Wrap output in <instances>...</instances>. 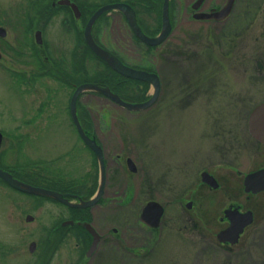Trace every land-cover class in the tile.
Returning <instances> with one entry per match:
<instances>
[{
	"label": "rangeland",
	"instance_id": "1",
	"mask_svg": "<svg viewBox=\"0 0 264 264\" xmlns=\"http://www.w3.org/2000/svg\"><path fill=\"white\" fill-rule=\"evenodd\" d=\"M178 1L173 0L174 5ZM90 2L99 6L103 0ZM259 3L264 9V0H239L236 11L227 20L234 24L212 30L218 36L213 42L215 45L208 42L216 38L210 35L209 27L192 23L190 29L183 30L180 27L187 25V18L177 14L171 20L172 37L158 47L146 46L134 36L126 19L118 15L119 11L114 12L118 15L114 22L101 18L94 24L95 37L104 48L117 51L126 64L153 70L161 77L159 100L140 112L127 110L99 92L86 91L78 101L77 113L83 127L94 131L113 155L133 154L140 168L135 181L121 172L118 184L120 191L127 193L133 185L136 187L132 199L122 200L120 211L126 264H264V193L248 200L242 188L244 176L264 165V147L250 135L248 127L250 112L264 101V22L237 24L251 21ZM44 6L45 0H0V26L8 31L0 45L4 52L0 58V131L5 138L0 154L6 152L0 169L35 187L56 192L72 188L86 196L89 188L82 185L76 188L73 184L81 183V175L95 160L72 121L68 93L74 87L67 82L65 74L73 72L74 64L82 66L90 75L100 71L103 65L84 47L82 32L71 31L60 16L49 23ZM35 12L40 25L46 21L48 50L52 46L57 50L63 96L61 102L58 100L59 105L51 102L49 106L50 120L57 123L51 132L52 138L45 143L14 145L12 118L25 105L20 93L23 83L18 84L12 78L26 67L20 62V53L14 56L17 60L13 62L12 53L6 51L13 47L24 50L28 57L35 56L36 45L28 35L33 36L36 29L33 23L26 26ZM249 13L250 17L246 15ZM160 21V16L154 14L140 20L149 36L158 32ZM244 40L249 45L239 51ZM75 73L74 82L79 76L84 77V71ZM153 92L152 85L145 91L141 84L131 82L123 88V95L132 102L145 101ZM83 110L88 113L87 117L93 118V127L91 123H82L86 119ZM202 170H209L232 187L229 190L223 187L211 197L206 194L200 209L187 211L185 207L171 206L180 197L195 191ZM142 172L150 174L152 190L164 191L155 194L158 199L163 204L171 202L163 228L154 235L153 252L150 248L145 251L140 248L151 242L153 235L139 218L147 200ZM128 185L132 186L127 188ZM234 199L254 208L256 217L246 233V246L243 243L229 255L216 250L212 233L223 225L212 223L209 218L214 212L219 221L223 209ZM102 206H94L90 212L96 226L101 228L106 225L104 217L115 216ZM68 214V208L55 200L14 191L0 182V264L66 262L71 256L69 251H57L54 243L42 252L40 247L42 237L52 233L57 218ZM29 215L34 219L26 221ZM180 218L184 222L180 223ZM194 221L202 227L194 226ZM49 240L52 239L45 242ZM31 242L38 245L34 253L29 251ZM111 262L115 264L105 253L93 264Z\"/></svg>",
	"mask_w": 264,
	"mask_h": 264
},
{
	"label": "flooded vegetation",
	"instance_id": "2",
	"mask_svg": "<svg viewBox=\"0 0 264 264\" xmlns=\"http://www.w3.org/2000/svg\"><path fill=\"white\" fill-rule=\"evenodd\" d=\"M60 1L62 0H45V6H44V12L45 15H47L49 23L54 22L56 19L55 17L60 16L63 17V22L67 25V27L71 31H77L79 33L82 32V38H83V45L84 47L88 48L86 45V41L84 38V32L86 29V25L89 21V19L92 17L93 13L88 15L89 11L92 9V4L90 0H68L71 3H74L78 9H79V15L75 12L73 6L71 5H64L61 4ZM117 2L121 3H127L131 5V7L134 9L135 14L137 15V21L139 25L142 27V30L144 31V26L141 24L140 20L142 18H145L146 15L154 14V16L159 15L161 18L160 21V27L158 29V32L156 34H153V36H158V33L162 29V17H163V8H164V0H103L102 3H100V7H103L104 5L114 4ZM239 0H179L176 5H174L173 0H170V6H169V13L171 14V20L173 17V14H177L179 16H182L184 18H187V25L185 26L182 24L180 27L181 29H190V24L195 23L196 25H201V27H209L210 35L215 36V39L208 40L211 45H215L214 40L218 39L217 32L214 33L212 30H215L217 28H221L222 25H232L234 23H229L227 20H229L232 17V14L236 11V6L238 5ZM231 6V13L227 17H221V18H215L211 16V18L205 17V15H211L216 14L218 12H221L222 9L227 8ZM90 7V8H89ZM264 10L263 7H261L260 3L256 6V11L254 12L251 21H242L238 22L237 24H243V23H254V22H264V13H262L259 9ZM175 9V11H174ZM261 15V18L258 14ZM117 10L106 12L102 15V20H106V22H114V20L117 19L118 15H121L123 19H126V15H123L122 13L118 12V15H114V12ZM94 12V11H93ZM174 12V13H172ZM248 17L251 16V14H246ZM100 18V19H101ZM28 20V19H27ZM127 22V19H126ZM31 23H33L35 30L34 35L29 33L28 36L31 37V43H35V50L36 54L35 56L28 57L26 52L24 50L19 51L13 47H10V49L6 52L12 53L10 55V59L13 60V62H16L14 56H19L20 53V62L25 65L26 69H24V72H20L16 77L13 76L12 79H14L18 84L19 82H22L23 88L21 87L20 93L23 96L24 99V109L23 111H20L21 113H15L12 118V127H13V135H12V141L14 145H31L34 142L37 143H45V140H49L52 138L51 132L52 130H55L56 124L52 122L53 120H50V114L48 112L50 103L53 102L56 105H59L60 103L58 100H62L63 92H62V72L60 71L58 60H57V50L55 46L51 47L50 50H48V39H47V33L45 27H46V21H42L40 25V18H38V13L35 12L32 17L29 19V21L26 23V26H29ZM172 23V22H171ZM38 24V26H37ZM128 24V22H127ZM195 25V26H196ZM24 25L22 28L26 27ZM188 26V27H187ZM174 28V24H173ZM26 28H24L25 30ZM218 30V29H217ZM38 32H41L40 40L42 43H38L35 39V36ZM145 33V31H144ZM134 34V33H133ZM216 34V35H215ZM25 35V36H27ZM173 35V29L171 30V33L169 37L165 40L168 41ZM96 35L94 34L93 29V37ZM81 38V37H80ZM81 38V39H82ZM211 38V37H210ZM4 38L0 37V45L3 42ZM96 42L102 46V42L100 43L99 39L95 37ZM248 41H243V47L242 49H239V51H242L248 47ZM13 48V49H11ZM104 48V47H103ZM106 48V47H105ZM89 49V48H88ZM108 49V48H107ZM4 50V49H3ZM110 50V49H109ZM115 55H118L117 51L114 49H111ZM1 56L4 55L0 50ZM247 55V53H245ZM13 56V57H12ZM74 66V65H73ZM73 70V69H72ZM75 75L76 73L71 72V74H65L67 78V82L70 84H73L72 86L74 88H71L68 94H70V100L73 94L75 93L76 87L79 85L75 81ZM53 84V85H52ZM82 97V96H81ZM80 97V98H81ZM79 98V100H80ZM78 100V101H79ZM52 104V106L54 105ZM71 107V103H70ZM79 107V103H78ZM70 112V109H69ZM72 117V113H71ZM92 119L90 116L87 117L82 123L84 125H87L88 123L92 122ZM82 120V118H81ZM73 121V118H72ZM91 126L93 127V124L91 123ZM89 136L97 142V144H100L103 150V155L105 158V185H104V191L101 195V200L94 206H98L103 204L104 210L114 212L115 216L112 217V219H109L108 217H104L106 221L105 227H98L94 223V217L91 212V208L94 206H91L87 209H78L71 206H66L69 210V214L67 216L63 215L60 218H57L56 223L52 229V233H50L48 236L44 235L43 238V246L40 247L41 252L45 250H49V246H51L52 243H54L55 249L57 251H60L61 249H65L69 251L71 254L70 258L66 259V262L63 264H93L94 260L101 256H103L105 253H107L108 259L111 261H114L115 264H126V247H125V230L122 229L121 221L122 218H120V211L122 207V202L128 199L133 198V194L136 193V187L133 185V187L129 190V193L122 192L119 189V179L121 178L120 174L122 172V175L128 177L129 180H136V178L139 176L140 168L138 167L137 161L133 159V154L130 153H120L113 155L111 153L110 147L108 150L106 147L101 144L98 136L95 134L94 131H87ZM251 135V134H250ZM5 139V138H4ZM82 141V140H81ZM260 143V142H259ZM261 145L264 144L260 143ZM115 148V146H113ZM91 151V155H93V159L98 161L97 155H95L94 151L87 147ZM113 148V150H115ZM116 152V151H115ZM128 160H132L136 166V170H131L128 164ZM120 164L121 167L118 168V165ZM91 167L86 170L81 175V183L79 185L73 184L74 187L79 186H85L89 189L86 190V196H81L77 190H73L72 188H68L63 192L65 194L66 198L70 199V201L77 203L79 202V198L83 200H90L91 197H93L98 189L99 185L102 181L101 176V168L98 165V163L95 161L90 165ZM260 168H264V165H262ZM259 168V169H260ZM259 169L253 170L257 171ZM142 170V169H141ZM251 171V172H253ZM204 172H208L211 174L217 182H219V187L217 189L212 188V186L208 183L203 182L202 174ZM143 178H144V185L146 188L145 195L147 196L146 203L148 202H154L157 201L161 206L164 208V213L161 218L160 225L155 228H151L146 223V225L151 233L152 237L151 242L141 245V250H144L146 248H150V250L154 251V242L155 238L154 235L163 228V222L166 218V213L171 205V202H165L163 204L159 199L158 196H156V193L163 194L164 191H159L153 188L151 185V177L149 173L142 172ZM73 183V182H72ZM226 185V186H225ZM132 185H128L127 188L131 187ZM244 188V184L242 185ZM223 187H226L225 189L229 190L232 185L226 184L225 182L221 181L220 179H217L216 176L211 173L209 170H202L201 176H200V183L195 187V191L191 193L189 196H183L180 197L174 205H178L180 207H185L187 211H191L193 209H200L203 206L202 199L206 198V194L211 197L214 192L218 191L219 189H222ZM96 188V189H95ZM13 189V188H12ZM237 189V188H235ZM14 191H18L17 189H14ZM241 188L239 191L240 192ZM21 192V191H20ZM243 192L244 189H243ZM23 193V192H21ZM246 193V192H245ZM261 193H264L261 192ZM259 194H253V193H246L247 199H251V197H255ZM25 194V193H24ZM28 194V193H27ZM30 195V194H29ZM198 195V198H197ZM31 196H29L30 198ZM123 200V201H122ZM57 202V201H56ZM59 202V201H58ZM57 202V203H58ZM60 203V202H59ZM145 203V204H146ZM62 204V203H61ZM144 204V205H145ZM64 205V204H62ZM65 206V205H64ZM230 207L238 208L240 213L241 212H247L252 211L254 213V221L256 217L255 209L247 207L244 203H238L235 199L230 202V205L227 206L225 209H223L222 216L217 221V215L214 214V212H211V216L209 220L211 219L212 223H218L219 225L222 224L223 227H220V229L217 232H213L212 236H214V242L213 244L216 246V250L225 251L227 254H231L232 251H235L236 249H239L242 244L246 246V233L248 229L252 226L247 227L244 229L242 234H240V238L238 242L236 243H224L220 242L218 239V233L226 229L230 226L229 219L225 216L224 211L226 209H229ZM119 213V215H117ZM204 214V212H202ZM111 214V215H112ZM206 214V213H205ZM60 216V215H59ZM58 216V217H59ZM216 216V217H215ZM140 218V216H139ZM111 220V221H110ZM141 220V218H140ZM74 222L70 224H65L66 222ZM180 223L184 222V218H180ZM253 221V222H254ZM80 222H87L93 225L94 229L97 231L99 236V243L97 247L92 251V254H89V250L91 249L92 243H93V236L90 234L89 231H87ZM194 226L196 227H202L201 223L197 221H194ZM112 225V226H111ZM51 236V237H50ZM52 239L49 240L48 243L45 242L46 239ZM246 241V242H245ZM32 243L35 244L34 250L31 251V245ZM48 244V245H47ZM48 246V247H46ZM85 247V248H84ZM48 248V249H47ZM36 250H38V245L35 242H31L29 246V251L31 253H34ZM113 262H111L112 264Z\"/></svg>",
	"mask_w": 264,
	"mask_h": 264
},
{
	"label": "water",
	"instance_id": "3",
	"mask_svg": "<svg viewBox=\"0 0 264 264\" xmlns=\"http://www.w3.org/2000/svg\"><path fill=\"white\" fill-rule=\"evenodd\" d=\"M170 0H164V8H163V21H162V30L158 37H150L149 35H145L143 32L141 26L137 22V17L132 9V7L129 4L126 3H114L112 5H105L102 8L95 11L92 15V18L88 21L84 33V37L86 38V43L89 48L95 52V54L102 59L103 61H106L108 65L114 69L116 72L120 73L121 75L125 77H129L131 79L135 80H142L147 83H150L153 88L154 92L150 96L149 100L144 102H131L123 100L119 95H117L113 90H111L108 86L104 87L98 83H92V82H85V84H81L76 87L75 93L72 96L71 99V113L73 117V122L77 127L78 133L81 135L82 139L84 140L86 145H89L90 148L95 152V154L98 157L99 166H101V176L102 181L99 185V190L96 193L94 197H92L90 200H83L79 198V202L74 203L70 201V199L66 198L65 194L62 192H56L52 189H44L41 187H35L31 184L24 183L21 180H18L17 178L13 177V175L8 172L7 170L0 169V178L8 182V184L13 187L14 189H18L23 192H27L29 194L33 195H41L44 197H50L54 200H59L63 204L67 205L68 207H75V208H90L93 205H96L101 200V195L104 191V185H105V158L103 155V150L100 144H97L95 139L91 138L89 134H86L83 125L80 122L79 115L77 113L78 109V98L80 95L85 93L86 91H92V92H99L103 94L106 98L108 97L111 101L115 102L117 105H120L121 107L127 109V110H133V111H140L145 110L147 108H150L151 105H153L157 100L161 92V79L158 77L156 73L148 72L142 69H136L129 65H126L123 63V61L115 56L113 53H111L106 48L100 47L97 42L95 41L94 37L92 36L93 31V25L94 23L101 17L103 12L110 11L114 9L120 10L124 15H126L129 25L131 26L135 36H137L142 42H144L146 45L151 46H158V44L165 41L170 31L172 30V23L170 21V13H169V2ZM61 4H68L73 6L75 12L77 15H79V10L77 6H75L73 3L70 4L68 0H62L60 1ZM231 13V6L224 8L221 10V12H218L216 14L211 15H205L207 18H211V16L215 18H221V17H227ZM8 32L5 28L0 26V37H7ZM41 32H38L35 36L37 42L40 44L42 43L40 40ZM1 56V53H0ZM249 121H248V127L250 130L251 135L256 138L258 141L264 143V102L259 104L249 115ZM3 142V134L0 133V148L2 146ZM128 164L131 170H136V166L132 160H128ZM203 182L208 183L212 186V188L217 189L219 187V182L216 181V179L209 174L208 172H204L202 174ZM244 190L247 193H260L264 190V169H260L259 171L250 172V174L246 175L244 178ZM164 213V208L159 204L157 201L154 202H148L144 205V208L141 212L140 218L141 220L149 225L151 228L158 227L161 222L162 215ZM224 214L230 221V226L226 229H223L218 233V239L221 242L224 243H236L238 242L240 238V234L244 231V229L250 225H252L254 216L252 211H247L244 213H240L238 208L230 207L229 209L225 210ZM33 220L32 216H27V221ZM74 222H66L65 224H70ZM80 224L91 233L93 236V243L91 246V249L89 250V254H92V251L97 247L99 241V236L97 231L94 229L93 225L87 222H80ZM31 245V251L34 250L35 244L32 243Z\"/></svg>",
	"mask_w": 264,
	"mask_h": 264
},
{
	"label": "trees",
	"instance_id": "4",
	"mask_svg": "<svg viewBox=\"0 0 264 264\" xmlns=\"http://www.w3.org/2000/svg\"><path fill=\"white\" fill-rule=\"evenodd\" d=\"M97 7H98L97 5L92 4V9H91V11H89L88 15L92 14L93 11ZM93 56H95V55H93ZM99 61L103 65L102 69L100 71H95V73L91 74V75L87 74L86 70L83 69L82 66L74 64V66H73L74 73L75 72L80 73V72L84 71V75H83L84 77L79 76L76 79L78 84H82L85 82H93V83H99L100 85L105 86V87L108 86L117 94L119 93L121 95V97L125 100H128V98H126L123 95V88L128 84V82L136 83L138 85L141 84L143 86V88L145 89V91H148V86H149L148 83H146L144 81H140V80L137 81V80H133L130 78H126V77L122 76L121 74H119L118 72H115L113 69H111L106 62L104 63V61H102L101 59H99ZM145 100H148V98H146ZM82 113H84L83 114L84 116L88 115V113L85 110H83ZM11 147H14V146L11 145ZM5 153L6 152H2V154H0V163L3 162V155H5ZM9 167H7V168H9ZM0 182L3 184H7L6 181L1 180V179H0Z\"/></svg>",
	"mask_w": 264,
	"mask_h": 264
}]
</instances>
